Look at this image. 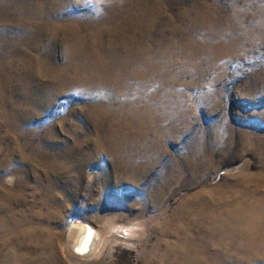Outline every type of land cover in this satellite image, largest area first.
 Listing matches in <instances>:
<instances>
[{
    "label": "rangeland",
    "instance_id": "374dc122",
    "mask_svg": "<svg viewBox=\"0 0 264 264\" xmlns=\"http://www.w3.org/2000/svg\"><path fill=\"white\" fill-rule=\"evenodd\" d=\"M0 264H264V0H0Z\"/></svg>",
    "mask_w": 264,
    "mask_h": 264
},
{
    "label": "bare ground",
    "instance_id": "6f19581e",
    "mask_svg": "<svg viewBox=\"0 0 264 264\" xmlns=\"http://www.w3.org/2000/svg\"><path fill=\"white\" fill-rule=\"evenodd\" d=\"M70 237H71V235H70ZM70 240H71L70 243L72 246L71 249L74 251V253H72V254L77 259L79 257L88 255L86 253L91 251V249L94 246V242L96 239H95L94 233L91 232L89 229H84V228L75 229L74 228L73 229V235H72V238ZM77 252H79V253H77Z\"/></svg>",
    "mask_w": 264,
    "mask_h": 264
},
{
    "label": "water",
    "instance_id": "95a60500",
    "mask_svg": "<svg viewBox=\"0 0 264 264\" xmlns=\"http://www.w3.org/2000/svg\"><path fill=\"white\" fill-rule=\"evenodd\" d=\"M89 252H87L86 254H88Z\"/></svg>",
    "mask_w": 264,
    "mask_h": 264
}]
</instances>
